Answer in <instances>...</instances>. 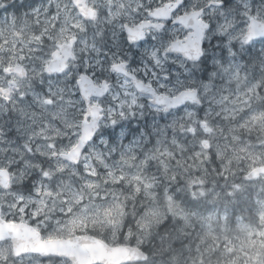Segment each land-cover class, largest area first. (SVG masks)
<instances>
[{
    "label": "snow or ice",
    "instance_id": "1",
    "mask_svg": "<svg viewBox=\"0 0 264 264\" xmlns=\"http://www.w3.org/2000/svg\"><path fill=\"white\" fill-rule=\"evenodd\" d=\"M0 264H264V0H0Z\"/></svg>",
    "mask_w": 264,
    "mask_h": 264
}]
</instances>
